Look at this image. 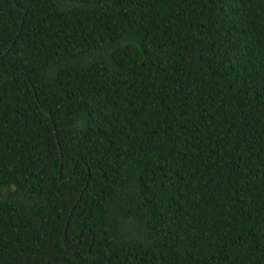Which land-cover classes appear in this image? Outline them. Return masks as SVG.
I'll use <instances>...</instances> for the list:
<instances>
[{
    "label": "trees",
    "instance_id": "1",
    "mask_svg": "<svg viewBox=\"0 0 264 264\" xmlns=\"http://www.w3.org/2000/svg\"><path fill=\"white\" fill-rule=\"evenodd\" d=\"M0 264H264V0H0Z\"/></svg>",
    "mask_w": 264,
    "mask_h": 264
},
{
    "label": "water",
    "instance_id": "2",
    "mask_svg": "<svg viewBox=\"0 0 264 264\" xmlns=\"http://www.w3.org/2000/svg\"><path fill=\"white\" fill-rule=\"evenodd\" d=\"M63 237H64V233H63ZM63 244H64V242H63Z\"/></svg>",
    "mask_w": 264,
    "mask_h": 264
}]
</instances>
